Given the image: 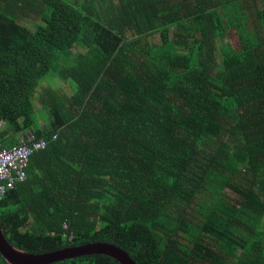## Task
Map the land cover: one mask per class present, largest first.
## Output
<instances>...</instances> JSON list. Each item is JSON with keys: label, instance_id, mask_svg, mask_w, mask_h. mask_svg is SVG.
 <instances>
[{"label": "trees", "instance_id": "obj_1", "mask_svg": "<svg viewBox=\"0 0 264 264\" xmlns=\"http://www.w3.org/2000/svg\"><path fill=\"white\" fill-rule=\"evenodd\" d=\"M260 1L262 35L243 0H0V138L47 141L0 198L6 242L30 255L112 244L135 264H264ZM48 75L69 92L39 91Z\"/></svg>", "mask_w": 264, "mask_h": 264}, {"label": "water", "instance_id": "obj_2", "mask_svg": "<svg viewBox=\"0 0 264 264\" xmlns=\"http://www.w3.org/2000/svg\"><path fill=\"white\" fill-rule=\"evenodd\" d=\"M0 254L8 264H51L87 255H106L120 264H135L123 250L106 243H93L41 255H30L10 246L0 227Z\"/></svg>", "mask_w": 264, "mask_h": 264}, {"label": "built area", "instance_id": "obj_3", "mask_svg": "<svg viewBox=\"0 0 264 264\" xmlns=\"http://www.w3.org/2000/svg\"><path fill=\"white\" fill-rule=\"evenodd\" d=\"M28 139L29 142L20 141L10 148L0 147V198L14 189L17 183L26 179L30 156L47 146V141L44 139L33 141L32 136ZM52 139H56V135ZM63 228L67 230V224H64ZM64 236L72 239V234L65 233Z\"/></svg>", "mask_w": 264, "mask_h": 264}, {"label": "rangeland", "instance_id": "obj_4", "mask_svg": "<svg viewBox=\"0 0 264 264\" xmlns=\"http://www.w3.org/2000/svg\"><path fill=\"white\" fill-rule=\"evenodd\" d=\"M244 1V5H245V7H246V13L247 14H250V18L251 17H253L254 18V23H255V27H256V29H258V33L260 34V35H262V33H261V28H260V23H259V21L257 20V18L255 17V12L259 9V10H261V8H262V3H261V1L260 0H243ZM25 24V23H24ZM27 27H29L30 29H32L33 30V23L32 22H26V24H25ZM156 38H154V41H156L155 40ZM224 43L225 44H228V45H230L233 49H236V48H238V43H237V38H236V36H235V34H234V32L233 31H230L228 34H227V36H226V38H225V40H224ZM46 87H51V88H53V89H56V90H59L60 88H65L66 90H67V92H69V90L70 89H67V87L62 83V82H60L59 81V79L58 78H53V77H51L50 75H48V76H46L42 81H41V83H40V86L38 87V90L40 91L42 88H46ZM36 105L38 104V101H36V103H35ZM1 144H2V142H1V139H0V146H1ZM18 144V143H17ZM16 145V144H15ZM12 146H14V145H12ZM12 146H10V147H12ZM2 147V146H1ZM10 147H7V148H10ZM31 157V156H30ZM30 161V160H29ZM29 166V165H28ZM28 169V168H27ZM26 174H27V170H26ZM26 178H27V176H26ZM26 180V179H25ZM24 180V181H25ZM23 181V182H24ZM23 182H21V183H23ZM17 184H20V183H17ZM16 184V185H17ZM15 185V186H16ZM15 188V187H14ZM13 190V189H12ZM226 195H227V197L231 200V201H235L236 199H237V196L232 192V191H230V190H226ZM1 255V254H0ZM2 257V256H1ZM3 258V257H2ZM4 259V258H3ZM5 260V259H4ZM6 261V260H5ZM7 263V262H6Z\"/></svg>", "mask_w": 264, "mask_h": 264}, {"label": "crops", "instance_id": "obj_5", "mask_svg": "<svg viewBox=\"0 0 264 264\" xmlns=\"http://www.w3.org/2000/svg\"><path fill=\"white\" fill-rule=\"evenodd\" d=\"M6 130V127L4 126V124L3 123H0V132H2V131H5ZM20 135H18L17 137H14V136H11V135H6L5 136V138H4V140L2 141V139H1V142H2V144H1V146L2 147H4V146H6V147H4V148H7V147H10L11 145H13L12 143H13V141H19L20 140ZM10 143V144H9ZM4 145V146H3ZM36 183H39L38 182V180H37V178H33V181H30V180H28V184H27V186H31V185H33V184H36ZM26 186V187H27Z\"/></svg>", "mask_w": 264, "mask_h": 264}]
</instances>
